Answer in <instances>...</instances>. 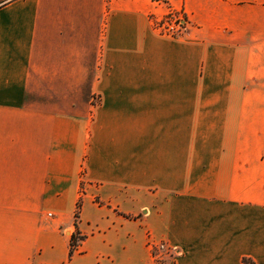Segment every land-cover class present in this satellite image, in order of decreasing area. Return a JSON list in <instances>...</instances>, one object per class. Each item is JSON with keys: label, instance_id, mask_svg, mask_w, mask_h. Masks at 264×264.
Masks as SVG:
<instances>
[{"label": "crops", "instance_id": "0c3cea01", "mask_svg": "<svg viewBox=\"0 0 264 264\" xmlns=\"http://www.w3.org/2000/svg\"><path fill=\"white\" fill-rule=\"evenodd\" d=\"M160 244L264 264V0H0V264Z\"/></svg>", "mask_w": 264, "mask_h": 264}, {"label": "built area", "instance_id": "2783aa9c", "mask_svg": "<svg viewBox=\"0 0 264 264\" xmlns=\"http://www.w3.org/2000/svg\"><path fill=\"white\" fill-rule=\"evenodd\" d=\"M154 30L161 36L178 37L184 32V19L181 12L168 9L166 14L160 18H152ZM95 102V100H94ZM157 251L171 252L172 249L160 244L152 246Z\"/></svg>", "mask_w": 264, "mask_h": 264}, {"label": "trees", "instance_id": "16d2710c", "mask_svg": "<svg viewBox=\"0 0 264 264\" xmlns=\"http://www.w3.org/2000/svg\"><path fill=\"white\" fill-rule=\"evenodd\" d=\"M79 202L77 204V208H76V212H75V222L77 221L78 219V212H79ZM82 238H79V236L76 234V235H72L71 236V239H70V251H69V256L71 257V255L73 254V252L75 251L77 245H78V241H81Z\"/></svg>", "mask_w": 264, "mask_h": 264}, {"label": "rangeland", "instance_id": "374dc122", "mask_svg": "<svg viewBox=\"0 0 264 264\" xmlns=\"http://www.w3.org/2000/svg\"><path fill=\"white\" fill-rule=\"evenodd\" d=\"M79 243H80V241H78V244ZM152 252H153V254H155L157 256L158 255L161 256V259L158 261L159 264H166V262L168 263L170 261V259L174 257L173 250L171 252H168V253L166 251L160 252V251H157L156 249H154V247H153Z\"/></svg>", "mask_w": 264, "mask_h": 264}]
</instances>
